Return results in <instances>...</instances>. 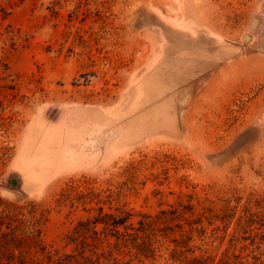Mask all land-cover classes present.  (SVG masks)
<instances>
[{"label": "rangeland", "instance_id": "obj_1", "mask_svg": "<svg viewBox=\"0 0 264 264\" xmlns=\"http://www.w3.org/2000/svg\"><path fill=\"white\" fill-rule=\"evenodd\" d=\"M0 264H264V0H0Z\"/></svg>", "mask_w": 264, "mask_h": 264}, {"label": "bare ground", "instance_id": "obj_2", "mask_svg": "<svg viewBox=\"0 0 264 264\" xmlns=\"http://www.w3.org/2000/svg\"><path fill=\"white\" fill-rule=\"evenodd\" d=\"M247 39V38H246ZM32 140H33V138H29V137H26L25 139H24V147L25 146H30L31 145V142H32ZM36 143V142H35ZM40 144V143H39ZM41 145V144H40ZM23 147V149H25ZM29 148V147H28ZM65 148V147H64ZM27 149V148H26ZM25 149V150H26ZM66 149V148H65ZM65 149H63L62 147L61 148H59V150H58V152H56V154L54 153V156H55V158L57 159L58 157H60L61 156V159H63L64 158V153H66V152H64V150ZM24 151V150H23ZM63 153V154H62ZM23 155V154H22ZM46 156H48L47 154H46ZM46 161V162H45ZM48 161V162H47ZM58 161H60L59 160V158H58ZM40 166L41 165H48V163H50L51 164V161L49 162V160H47L45 157H44V155H43V157H41L40 158ZM52 165V164H51ZM51 165H48V166H51ZM40 168H43V166H41Z\"/></svg>", "mask_w": 264, "mask_h": 264}, {"label": "water", "instance_id": "obj_3", "mask_svg": "<svg viewBox=\"0 0 264 264\" xmlns=\"http://www.w3.org/2000/svg\"><path fill=\"white\" fill-rule=\"evenodd\" d=\"M257 23H258L257 19H253L252 22L250 23V29H254ZM12 185H15V183L13 182Z\"/></svg>", "mask_w": 264, "mask_h": 264}]
</instances>
